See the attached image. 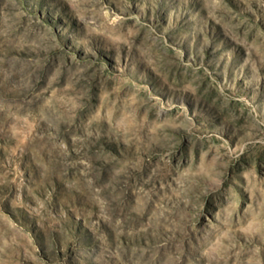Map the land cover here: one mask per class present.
Returning <instances> with one entry per match:
<instances>
[{"label": "rangeland", "instance_id": "1", "mask_svg": "<svg viewBox=\"0 0 264 264\" xmlns=\"http://www.w3.org/2000/svg\"><path fill=\"white\" fill-rule=\"evenodd\" d=\"M0 264H264V0H0Z\"/></svg>", "mask_w": 264, "mask_h": 264}]
</instances>
